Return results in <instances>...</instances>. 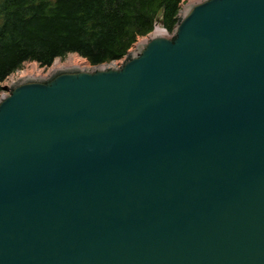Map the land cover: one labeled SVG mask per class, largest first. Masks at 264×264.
<instances>
[{
    "label": "water",
    "instance_id": "95a60500",
    "mask_svg": "<svg viewBox=\"0 0 264 264\" xmlns=\"http://www.w3.org/2000/svg\"><path fill=\"white\" fill-rule=\"evenodd\" d=\"M0 264H264V0H189L121 64L15 80Z\"/></svg>",
    "mask_w": 264,
    "mask_h": 264
},
{
    "label": "trees",
    "instance_id": "16d2710c",
    "mask_svg": "<svg viewBox=\"0 0 264 264\" xmlns=\"http://www.w3.org/2000/svg\"><path fill=\"white\" fill-rule=\"evenodd\" d=\"M184 0H0V88L25 62L71 53L92 65L124 58L156 19L172 32Z\"/></svg>",
    "mask_w": 264,
    "mask_h": 264
},
{
    "label": "rangeland",
    "instance_id": "374dc122",
    "mask_svg": "<svg viewBox=\"0 0 264 264\" xmlns=\"http://www.w3.org/2000/svg\"><path fill=\"white\" fill-rule=\"evenodd\" d=\"M185 1H187V0H185ZM146 37H147V36H141V37H139L138 41H139V40H142V39H144V38H146ZM71 56H75V57L82 58V59H84V60H87L88 63H89V65L91 64V62H90L87 58H85V57H83V56H81V55H79V54H76V53H71V54H69L68 56H66L65 58H58V59L55 61V63H56L57 61H59V62L61 63L62 66H66V65H68V60L70 59ZM55 63H54L52 66H50V67H44V66H41L38 62H35V61H28V62H25L24 65L19 69V71H17V72H15V73H13L12 75H10V76H9L4 82L1 83V86H6V84H10V82H11V77H12V76H13L14 79H16V78H18V77H21V76H26V75H27V73H26L27 70H30V69L32 68L33 65H36L37 68L40 69V74H47V73H49L53 68H55ZM62 66H60V67H62ZM22 73H23L24 75H21ZM2 90H3V89L0 88V92H1Z\"/></svg>",
    "mask_w": 264,
    "mask_h": 264
},
{
    "label": "bare ground",
    "instance_id": "6f19581e",
    "mask_svg": "<svg viewBox=\"0 0 264 264\" xmlns=\"http://www.w3.org/2000/svg\"><path fill=\"white\" fill-rule=\"evenodd\" d=\"M77 65H83V66H88L89 63L87 60H84L82 58L79 57H75V56H71L70 59L68 60V65L66 66H77ZM62 66L61 63L59 61H57L55 63V68H58ZM53 68V69H55ZM27 75H40V69L37 68L36 65H33L32 68L30 70H27ZM22 75H24L22 73ZM11 79H14L13 76L11 77Z\"/></svg>",
    "mask_w": 264,
    "mask_h": 264
},
{
    "label": "built area",
    "instance_id": "2783aa9c",
    "mask_svg": "<svg viewBox=\"0 0 264 264\" xmlns=\"http://www.w3.org/2000/svg\"><path fill=\"white\" fill-rule=\"evenodd\" d=\"M187 1H189V0H187ZM187 1H183V3H182V6L187 2ZM165 27V26H164ZM166 28V27H165ZM167 29V28H166ZM148 36V35H147ZM138 42V41H137ZM134 47V46H133ZM132 47V48H133ZM131 48V49H132ZM130 49V50H131ZM129 50V51H130ZM128 54V53H127ZM126 56L127 55H125L124 56V58H122V59H120V60H113V61H110V62H106V63H104L105 65H107V66H113V65H115V64H121L124 60H125V58H126ZM19 71V70H18ZM17 72V71H16ZM22 75V74H21ZM19 78V77H18ZM18 78H16V79H11V82H10V84H6V86H2L1 88L3 89L1 92H0V97L4 94V93H8L9 92V86L15 81V80H17Z\"/></svg>",
    "mask_w": 264,
    "mask_h": 264
}]
</instances>
